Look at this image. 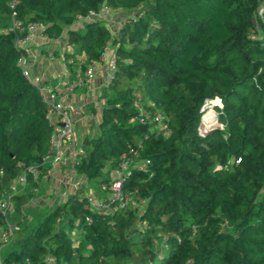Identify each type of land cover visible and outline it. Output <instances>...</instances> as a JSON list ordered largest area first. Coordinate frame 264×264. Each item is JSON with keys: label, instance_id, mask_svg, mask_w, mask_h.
<instances>
[{"label": "trees", "instance_id": "1", "mask_svg": "<svg viewBox=\"0 0 264 264\" xmlns=\"http://www.w3.org/2000/svg\"><path fill=\"white\" fill-rule=\"evenodd\" d=\"M7 2L0 0V193L27 165L39 168L27 187H42L51 130L46 102L17 64L14 39L23 34L10 27ZM102 6L132 13L115 36L102 16L67 30L72 51L62 53L70 78L99 60L105 43L114 56L74 172L98 192L120 156L136 150L143 167L131 169L123 188L140 202L91 209L77 187L30 230L16 219L0 264H45L47 255L54 264H264V0H16L15 11L55 38ZM214 98L216 125L200 132L202 107ZM23 189L11 196L15 212L30 194Z\"/></svg>", "mask_w": 264, "mask_h": 264}, {"label": "built area", "instance_id": "2", "mask_svg": "<svg viewBox=\"0 0 264 264\" xmlns=\"http://www.w3.org/2000/svg\"><path fill=\"white\" fill-rule=\"evenodd\" d=\"M16 0H8L7 5L10 11V27L17 29L23 35L14 39V46L21 48L22 51L17 58V64L20 67L21 73L30 82L37 86L38 91L44 101L46 102V117L51 123V130L48 136V151L47 154L41 157L39 166L44 169V175L48 174L55 166L62 168L67 174L74 171V165L78 162L83 154V148L81 146V140L74 136L73 120L71 117L72 112L75 111V107L71 103H66L56 96V93L52 89H48L43 86L39 77L30 75L25 68L26 55L30 54V41L34 35L38 24L26 23L24 24L20 19L16 17L15 11ZM262 9L259 8V12ZM112 11L107 6H102L98 12L88 11L84 16H79L77 19L91 20L97 17L108 14ZM110 44L105 43L102 47L99 60L90 62L85 66L83 70L76 68L73 73L75 82L66 83L64 86L66 90H71L73 87L80 86L84 80L91 79L94 75L96 64L106 57V65L110 71L109 77H111V71L114 64L113 52H109ZM108 53V56H107ZM81 61L82 59L77 56ZM107 78V79H108ZM217 104L220 106L218 98L207 100L206 103ZM215 101V102H214ZM202 107V109L205 107ZM135 109L141 113L143 112L141 102L135 101L133 103ZM214 116V115H213ZM153 120L156 122V129L166 134L165 123L162 121V115L158 111L153 112ZM201 125V120H200ZM207 127V126H206ZM202 128V129H201ZM205 127L198 126V130L202 132ZM138 153L136 150H131L129 154H122L120 160L114 169L116 175L109 178L107 182H102L99 185L100 191L106 193L109 197V201L104 203L102 197L98 194L84 195L87 201L86 206L91 209L107 208L108 210H115L117 208H123L129 204H135L140 202L133 198L132 195L123 188V182L130 174L131 169L134 167H143V163H139ZM39 176V168L35 165H27L25 168H21L18 173L11 179L7 188L0 193V249L6 243H8L15 230V223L9 219V214L13 210L11 196L14 195L19 189L27 187L29 179L37 180ZM65 195V194H64ZM63 195V196H64ZM89 220L88 217H85ZM45 264H54V257L47 255L44 259ZM1 262V254H0Z\"/></svg>", "mask_w": 264, "mask_h": 264}, {"label": "crops", "instance_id": "3", "mask_svg": "<svg viewBox=\"0 0 264 264\" xmlns=\"http://www.w3.org/2000/svg\"><path fill=\"white\" fill-rule=\"evenodd\" d=\"M112 12L102 16L108 28L117 22V19H115L116 14L112 15ZM84 21L86 20L76 19L70 24L65 25L60 34L55 38L47 37L41 34L40 29H36L30 41L31 53L26 55L25 60V68L30 75L39 77L44 87L52 89L63 102L71 103L75 107V111L72 112L71 117L73 120L74 136L79 140H82L85 135H92L96 130L101 108L97 107L99 89L107 81L110 73L106 65V57H104L96 64L93 77L82 82V84H85L84 87L76 86L69 91L66 90L64 85L73 81L69 77L62 55L65 50L72 51V48L66 44L67 30L80 28ZM112 31L110 29L111 34L115 36L117 30ZM109 52H112L111 45ZM77 56L82 59V54ZM53 79H55V82L51 81ZM87 111L90 113L86 114ZM80 177L82 175L74 171L67 174L62 168L55 166L48 174L41 178L47 184L45 190L43 186L39 189H43L48 193V195L45 193L43 196H53L49 199V203L54 201V197L61 198L62 201L67 194L72 193L78 186Z\"/></svg>", "mask_w": 264, "mask_h": 264}, {"label": "rangeland", "instance_id": "4", "mask_svg": "<svg viewBox=\"0 0 264 264\" xmlns=\"http://www.w3.org/2000/svg\"><path fill=\"white\" fill-rule=\"evenodd\" d=\"M112 15L116 14L115 19H117V22L113 23L112 25L109 26L110 29H112L113 31L117 30L119 23L121 22L122 19H124L126 16L131 15V11L128 10H112ZM111 15V17H112ZM108 21V20H107ZM38 29H41L40 25H38ZM112 31V32H113ZM34 50V48H33ZM31 53V52H30ZM26 58V57H25ZM73 81L75 82L76 80L74 78H72ZM52 82H55V79L51 80ZM216 101V102H215ZM215 104H217V100H215ZM101 101H97V107H101ZM218 105V104H217ZM219 106V105H218ZM211 113L209 122L206 121L205 123V129L208 128V126H212V125H216L214 117H215V109H214V105L213 103H206L205 107L202 109V114L203 113ZM90 112L87 111L86 114H89ZM206 115V114H205ZM214 115V116H213ZM201 120V125L199 123V126L202 127L204 121L202 119V115L200 117ZM207 126V127H206ZM202 129V128H201ZM116 175V172L114 170L110 171L107 176L109 178H112ZM45 188L47 187L46 183H43L42 185ZM77 187H83V194L87 195V194H98L100 197L106 193L102 192V191H96L97 189V184L95 182H93L92 180H89L87 178H85L84 176L79 178V182H78V186ZM76 187V188H77ZM75 188V189H76ZM49 189V188H48ZM74 189V190H75ZM43 189H31L29 187H25L22 191H24L23 193L26 195L27 193H30L27 199V202L22 205L21 210L19 212H15L14 210H12L9 214V219L11 222H15L16 219H19L20 221V225L23 226L25 225L27 230H30L31 228H33L37 222L43 218V216H45L52 208L55 204L61 202V198H55L54 197V201L52 203H49V199H51L52 197L47 196L48 193L45 192ZM48 191V190H47ZM45 193L47 194L46 196ZM36 197H40V198H36ZM40 199V200H39ZM48 200V201H47ZM11 246V245H10ZM9 244L4 246L0 253L7 250L8 248H10ZM156 248L159 251L161 249L160 244L157 243L156 244ZM161 251V250H160Z\"/></svg>", "mask_w": 264, "mask_h": 264}, {"label": "bare ground", "instance_id": "5", "mask_svg": "<svg viewBox=\"0 0 264 264\" xmlns=\"http://www.w3.org/2000/svg\"><path fill=\"white\" fill-rule=\"evenodd\" d=\"M205 114H206V115H205ZM205 114L202 115V119H203V121H204L202 127H205V123H206V121L209 122V119H210V116H211V113H208V112H207V113H205Z\"/></svg>", "mask_w": 264, "mask_h": 264}]
</instances>
